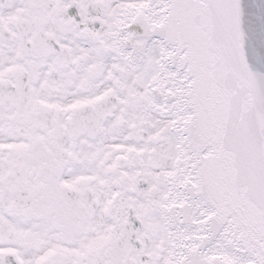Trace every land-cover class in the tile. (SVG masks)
<instances>
[{
    "label": "snow or ice",
    "instance_id": "obj_1",
    "mask_svg": "<svg viewBox=\"0 0 264 264\" xmlns=\"http://www.w3.org/2000/svg\"><path fill=\"white\" fill-rule=\"evenodd\" d=\"M0 264H264V0H0Z\"/></svg>",
    "mask_w": 264,
    "mask_h": 264
}]
</instances>
